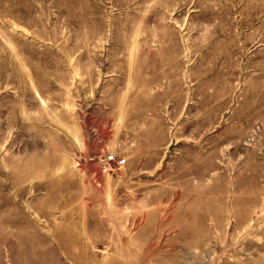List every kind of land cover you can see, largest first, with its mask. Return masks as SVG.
Wrapping results in <instances>:
<instances>
[{"label":"rangeland","instance_id":"obj_1","mask_svg":"<svg viewBox=\"0 0 264 264\" xmlns=\"http://www.w3.org/2000/svg\"><path fill=\"white\" fill-rule=\"evenodd\" d=\"M0 264H264V0H0Z\"/></svg>","mask_w":264,"mask_h":264},{"label":"built area","instance_id":"obj_2","mask_svg":"<svg viewBox=\"0 0 264 264\" xmlns=\"http://www.w3.org/2000/svg\"><path fill=\"white\" fill-rule=\"evenodd\" d=\"M126 165L125 159H119L115 154L106 155L101 161L103 170H114L123 168Z\"/></svg>","mask_w":264,"mask_h":264}]
</instances>
